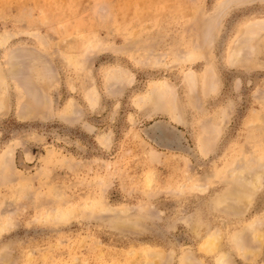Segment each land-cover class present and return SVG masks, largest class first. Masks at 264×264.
Instances as JSON below:
<instances>
[{
  "label": "rangeland",
  "instance_id": "374dc122",
  "mask_svg": "<svg viewBox=\"0 0 264 264\" xmlns=\"http://www.w3.org/2000/svg\"><path fill=\"white\" fill-rule=\"evenodd\" d=\"M0 264H264V0H0Z\"/></svg>",
  "mask_w": 264,
  "mask_h": 264
}]
</instances>
